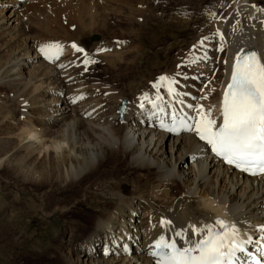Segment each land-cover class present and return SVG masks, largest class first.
Returning a JSON list of instances; mask_svg holds the SVG:
<instances>
[{
  "label": "bare ground",
  "instance_id": "1",
  "mask_svg": "<svg viewBox=\"0 0 264 264\" xmlns=\"http://www.w3.org/2000/svg\"><path fill=\"white\" fill-rule=\"evenodd\" d=\"M28 1L0 0V49L9 52L8 60L0 59V88L9 89L18 98L26 92L34 95L28 96L29 99L24 96V106L20 102L22 98L16 104L22 106L26 134L17 142L19 147L15 143L13 146L11 137L0 140V164L6 153L14 150L5 159V174L14 183L38 189L41 196V189L44 190L40 204L44 218L56 215L64 218L61 232L56 236L51 233L49 241L43 239L31 250L32 256L38 257L34 264H155L149 253L160 235L179 241L174 237L175 232L187 231L190 224L199 226L216 218L236 223L241 238L254 234L257 240H263L264 232L258 228L264 225V177L248 179L223 166L208 155L206 147L192 133L168 137L151 131L147 127L152 123L147 103L148 111H144L139 109V101L136 106L128 105L127 101L126 111L120 115L116 107L123 99L119 98L117 106L107 111L98 90H80L81 71L79 65H73L72 48L70 52L62 50L54 60L55 65L51 61L53 65H48L35 47L37 41L24 37L20 14ZM72 5L65 0L55 1L47 9L48 18L53 20L48 23L55 22V27L65 31L64 25H75L73 33L77 35L84 30L85 15L83 6ZM229 13L221 27L226 35L223 39L227 55L225 62H221L222 75L216 85L206 83L213 75L204 68L203 76L185 81L179 87L186 94L178 98L183 100L185 112L194 117L198 112L187 105L203 106L217 124L220 120L215 109L223 98L236 55L241 49L255 50L264 58V0H233ZM71 39L70 44L77 43L78 39ZM220 39L216 38L215 43L222 44ZM104 51L105 48L90 52L97 61V57L107 54L109 57L110 51ZM204 71L199 70L201 74ZM199 79H204V83L198 85ZM192 82L198 85L197 92ZM148 94L154 99L155 89L151 88ZM161 94L169 99L164 90ZM151 172L154 185L150 196L139 194V180L131 179L129 187L137 193L129 196L123 193L131 173L141 176ZM71 188H76V192ZM157 188H161L160 192ZM70 191L72 199L67 202ZM47 192L52 199L55 194L61 196L52 200ZM139 212L143 213L142 218ZM161 219L171 220L172 225H161Z\"/></svg>",
  "mask_w": 264,
  "mask_h": 264
},
{
  "label": "rangeland",
  "instance_id": "2",
  "mask_svg": "<svg viewBox=\"0 0 264 264\" xmlns=\"http://www.w3.org/2000/svg\"><path fill=\"white\" fill-rule=\"evenodd\" d=\"M55 1L57 0L28 1L27 6L22 10V15L20 14L24 27L23 35L26 33L24 37L32 38V41H39L38 43L33 41L34 44L36 43L37 50L40 46L50 43H58L63 47L61 49H65L66 52H70L69 49L72 48L75 52L73 53L75 55L72 62L76 67L85 59L94 60L91 55L92 51L97 52V50L105 48L104 52L108 53L109 50L108 58L97 57L100 61L97 59L95 63H89L87 69L85 66L78 67L81 71L80 90H98L97 95L103 97L102 102H104V108L106 107L107 111L113 110V107L119 104V98L120 100L126 99L128 105H138L142 94L149 93L152 84L161 75L169 74V77H171L177 72L184 73L188 79L185 80L183 76H180L181 85L185 81L203 76L205 69L213 75L211 79L206 78L208 80L206 83L212 82L216 85L222 75L223 66L221 62H225L227 50H225L223 39L226 35L221 32V27L228 20V13L231 11L233 0H65L70 5L73 4L72 6H83L85 16L83 18L84 22L82 21L84 27L82 32L88 30L77 35L73 33L77 27L75 25L71 27H67L68 24L64 25L63 27L66 26L65 31L59 26H56V28L55 22L48 23L49 20H53L48 18L50 14H47V9L50 10V5H55ZM69 33L72 34L69 35ZM79 34L81 35L79 36ZM94 37H96V40H93ZM204 37L209 38L204 43L206 46H200L198 42ZM71 38L76 40L79 38L77 40L78 44L75 43V45L82 47L84 52H77L73 48V45L70 44ZM216 38H221L220 40L223 43H215ZM75 39H71V41ZM193 45H197L195 50H193ZM217 47L222 50L216 52ZM2 50L0 49V59L1 62H4V59L5 61L9 59V52ZM85 53H87V56H85ZM205 53L209 59L201 61L196 64L197 66L195 64L189 66L184 64V61L190 59L193 54L203 56ZM103 54L105 55V53ZM80 55L85 58L74 62L75 59L80 58ZM100 58H104L103 61ZM105 58H107V61H105ZM97 62L102 64L99 65ZM178 65H181V67L178 68ZM199 70L204 71L203 74ZM193 82L196 83V79ZM193 82L191 84L194 86L195 83L193 84ZM202 82L204 83V79H199L198 85L203 84ZM19 85L22 86L23 83ZM198 85L195 84L194 91L199 88ZM1 88L0 140L11 137L13 146H15L26 134L24 131L26 119L24 120L25 116L21 115V107L24 106L22 102L25 103L24 100L34 95L26 92L22 94L23 97L21 95L18 98V95H14L15 93L9 89ZM204 88H206V85H204ZM87 94L90 93L87 92ZM25 95L29 97L25 99ZM106 95L108 98H106ZM36 97L38 101L39 96ZM16 98L17 102L14 101ZM18 100L23 104L19 103V105H22L21 107L16 105L19 102ZM27 113H31V110H28ZM22 143H25V141ZM16 146L19 147L20 145L17 144ZM13 151L7 152L6 156L3 157L4 161L0 164V264H34L38 261V257L32 256L34 252L31 250H35L36 244H40L41 240L49 241L51 233L56 236L59 231L61 232L64 227L62 220L64 218L57 217V215L44 218V213L40 209L44 190L41 189V196L38 189L35 190L29 185L14 183L5 174L6 172L3 170L5 159ZM127 179L129 180V182H126L128 186H123L125 195L129 196L136 192L134 188L131 190L129 184L139 180L137 192L146 197L150 196L154 185V174L152 172L144 173L141 176L131 173ZM25 186L29 187L25 188ZM74 189L76 188L70 190ZM160 190L161 188H157L158 192ZM71 191L67 194V202L72 199L69 196L76 192V190L72 191L73 193ZM49 192L47 194L51 198ZM57 195H52L54 196L53 199L60 198L61 194L58 195L59 197ZM52 200L49 202L55 203ZM81 208H84V205H81ZM142 214V212H139V218L140 216L142 218ZM23 252L26 256H18ZM41 263L43 262L41 261Z\"/></svg>",
  "mask_w": 264,
  "mask_h": 264
},
{
  "label": "snow or ice",
  "instance_id": "3",
  "mask_svg": "<svg viewBox=\"0 0 264 264\" xmlns=\"http://www.w3.org/2000/svg\"><path fill=\"white\" fill-rule=\"evenodd\" d=\"M207 39L202 38L199 45L203 46ZM73 48L77 52H84L82 47L75 44ZM196 48L197 45H193V50ZM61 51L58 43L39 47V52L48 61L58 59ZM207 58L206 53L203 56L193 55L184 64H198ZM95 62L88 59L83 61L86 69L89 63ZM180 76L188 79L181 72L171 77L159 76L152 84L155 98H150L148 93L142 94L139 109L148 111L147 103L151 109L148 117L157 120L159 128L168 133H194L227 165L252 176L264 174V58L255 50L241 49L236 55L230 81L223 92L222 122L219 124L211 118L210 112H205L203 106L196 108L187 105L198 112V118L184 111V102L178 99L186 95L178 87ZM161 89L169 99H165ZM177 104L180 107L174 106ZM160 223L165 227L172 225V221L166 219H161ZM258 230L264 232V225L259 226ZM174 237L179 241L160 235L151 245L149 254L155 264H248V260L252 264H264V260L248 251L247 246L253 244V240L250 237L241 238L238 225L224 219L216 218L199 226L190 224L187 231L181 229L175 232ZM257 251L264 257V246Z\"/></svg>",
  "mask_w": 264,
  "mask_h": 264
},
{
  "label": "water",
  "instance_id": "4",
  "mask_svg": "<svg viewBox=\"0 0 264 264\" xmlns=\"http://www.w3.org/2000/svg\"><path fill=\"white\" fill-rule=\"evenodd\" d=\"M126 104H127L126 100H123L122 103L120 104V106L118 108V112L120 115L123 114V112L125 111Z\"/></svg>",
  "mask_w": 264,
  "mask_h": 264
}]
</instances>
